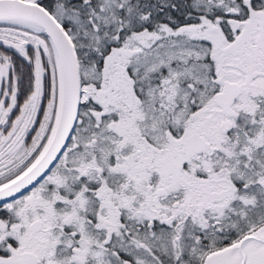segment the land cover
<instances>
[{
	"label": "snow or ice",
	"instance_id": "obj_1",
	"mask_svg": "<svg viewBox=\"0 0 264 264\" xmlns=\"http://www.w3.org/2000/svg\"><path fill=\"white\" fill-rule=\"evenodd\" d=\"M0 264H264V0H0Z\"/></svg>",
	"mask_w": 264,
	"mask_h": 264
}]
</instances>
